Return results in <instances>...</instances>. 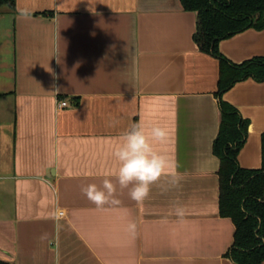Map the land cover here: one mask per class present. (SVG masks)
Returning a JSON list of instances; mask_svg holds the SVG:
<instances>
[{
	"label": "crops",
	"instance_id": "obj_1",
	"mask_svg": "<svg viewBox=\"0 0 264 264\" xmlns=\"http://www.w3.org/2000/svg\"><path fill=\"white\" fill-rule=\"evenodd\" d=\"M196 20L180 0H16L0 11V264H234L213 154L219 62L195 44ZM218 49L233 64L264 57V29ZM222 100L249 121L239 166L259 169L264 81ZM141 121L170 129L157 149L174 168L137 202L108 174ZM105 179L117 202L98 207L83 189Z\"/></svg>",
	"mask_w": 264,
	"mask_h": 264
},
{
	"label": "trees",
	"instance_id": "obj_2",
	"mask_svg": "<svg viewBox=\"0 0 264 264\" xmlns=\"http://www.w3.org/2000/svg\"><path fill=\"white\" fill-rule=\"evenodd\" d=\"M16 0H0V11L13 12ZM182 9L197 16L194 42L200 52L219 62L218 100L220 124L213 142L219 159V215L232 221L233 245L226 253L234 264L264 262V133L261 135V167L247 170L237 156L245 144L249 121L222 100L238 82L264 81V57L233 64L223 57L219 43L249 29H264V0H180Z\"/></svg>",
	"mask_w": 264,
	"mask_h": 264
},
{
	"label": "clouds",
	"instance_id": "obj_3",
	"mask_svg": "<svg viewBox=\"0 0 264 264\" xmlns=\"http://www.w3.org/2000/svg\"><path fill=\"white\" fill-rule=\"evenodd\" d=\"M170 134L165 124L153 122L146 127L141 121L119 138L112 152L115 167L108 175L114 176L121 188L129 190L132 200H145L151 186L174 168L171 155L157 149L158 145L168 142ZM83 191L98 207L109 201L117 202L114 198L115 184L110 179L104 180L103 187L89 184ZM176 211L182 214V209ZM133 227L129 225L130 229Z\"/></svg>",
	"mask_w": 264,
	"mask_h": 264
},
{
	"label": "built area",
	"instance_id": "obj_4",
	"mask_svg": "<svg viewBox=\"0 0 264 264\" xmlns=\"http://www.w3.org/2000/svg\"><path fill=\"white\" fill-rule=\"evenodd\" d=\"M66 106H67V103L65 101H59L58 104H57V108L58 109L64 108ZM58 215L59 216H63V213L62 212H59Z\"/></svg>",
	"mask_w": 264,
	"mask_h": 264
}]
</instances>
